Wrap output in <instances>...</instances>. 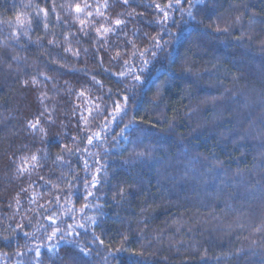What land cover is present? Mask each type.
<instances>
[{"label": "trees", "instance_id": "trees-1", "mask_svg": "<svg viewBox=\"0 0 264 264\" xmlns=\"http://www.w3.org/2000/svg\"><path fill=\"white\" fill-rule=\"evenodd\" d=\"M168 3L0 0V264H264V0Z\"/></svg>", "mask_w": 264, "mask_h": 264}, {"label": "snow or ice", "instance_id": "snow-or-ice-1", "mask_svg": "<svg viewBox=\"0 0 264 264\" xmlns=\"http://www.w3.org/2000/svg\"><path fill=\"white\" fill-rule=\"evenodd\" d=\"M128 2H129V0H123V3H124V4H128ZM171 2H172V0H169V3H168V4H165V5L163 6V8H161V5H160V4H156V8H157V10L163 11V13H164V14H163V20H164L165 22L168 20V13H167V11H166L165 9H167L168 7H171ZM189 2L191 3V0H189ZM175 3H176V4H179V3H180V0H175ZM196 3H203V0H196ZM85 7H86V6H85ZM104 7H107V4H105ZM54 10H55V8L53 7V11H54ZM82 11H83V9L81 8V6H80L79 4H77V5L75 6V12H76L77 14H79V13H81ZM40 13H43V19H44V21H45V23H44V28L47 29V28H48V24H47L46 21H47V17H48V11H47L46 9H44V8H39V6H37V16H39ZM88 15L90 16L91 13H88ZM188 15H189L190 17H192L193 19H195V17L193 16L191 10L188 11ZM57 19H59V17H57ZM80 23L83 24L84 21H80ZM123 23H124V21L121 20V19H116V20L114 21V24H115L116 26H119V25H121V24H123ZM30 26H31V19L22 16L20 13H17V15H16V28H15V29L13 30V32H12V37H13V38H18V32H17L16 29H20L21 31H23V34H24V35H27L28 29L30 28ZM215 30H216V31H220L221 29H219V28L217 27ZM227 30H228L227 28H224V29H223V31H227ZM97 31H98V34H99V30H97ZM111 31H115V29H113V28H104V29H103V32H104L105 34L108 33V32H111ZM50 43H51V42H50ZM66 51H70V49H66ZM75 55H79V53H75ZM117 56H119V52L117 53ZM125 64H127V61H125ZM119 75H120V76H123L124 73L121 72ZM135 79H136V80H140V77H139V76H136ZM93 80L95 81V77H93ZM95 82H96V83H100L99 81H95ZM34 83H35V79H34ZM80 95H83V92H81ZM127 99H128V98L126 97V98H125V104H123V105H122L121 103H119V102H117V103L115 104V109H114V111H113L112 113H110V115L112 116L113 119H116L117 117H119V116L124 112L125 105H126V103H127ZM82 118H83V117H82ZM37 124H38V122H37V123H29V127L35 129V128L37 127ZM126 127H127V126H126ZM122 131H123V130H122ZM99 136H100L99 133H94L93 136H89V137H88V143L91 144V143L93 142V139H94V138H95V139H99ZM139 155H143V153H140ZM57 159H59V156L57 157ZM31 160H32L33 162H36L37 157H36L35 155H33V156L31 157ZM18 171H19L20 173H23V172L25 171V169H24V168H20V169H18ZM95 184H96V177L93 176V184H92V186L94 187ZM121 192H123V189H121ZM88 194L91 195L92 193L89 192ZM86 198H87V197H85V199H86ZM17 203H19V201H17ZM48 219H50L51 222H52L53 224L56 223V220H55L54 218H52V217H48ZM78 227H83V225H78ZM69 228L71 229L72 226L69 225ZM57 231H59V229L54 228L52 234L49 236V239H52V238L56 235ZM68 234L71 235V232H69ZM25 235H27V234H25ZM6 239H7V238H6ZM101 243H103V241H101ZM80 251H81V252H84V249L81 248ZM37 254L39 255V252H37Z\"/></svg>", "mask_w": 264, "mask_h": 264}]
</instances>
